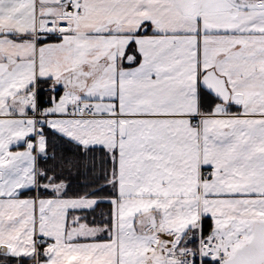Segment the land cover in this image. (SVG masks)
<instances>
[{"label": "snow or ice", "instance_id": "6c2138e0", "mask_svg": "<svg viewBox=\"0 0 264 264\" xmlns=\"http://www.w3.org/2000/svg\"><path fill=\"white\" fill-rule=\"evenodd\" d=\"M0 264H264V0H0Z\"/></svg>", "mask_w": 264, "mask_h": 264}]
</instances>
